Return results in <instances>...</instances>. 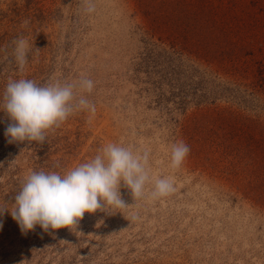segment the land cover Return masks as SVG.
Segmentation results:
<instances>
[{"label": "rangeland", "instance_id": "rangeland-1", "mask_svg": "<svg viewBox=\"0 0 264 264\" xmlns=\"http://www.w3.org/2000/svg\"><path fill=\"white\" fill-rule=\"evenodd\" d=\"M0 0V96L9 79L94 81L43 143L9 142L0 111V206L32 171L61 174L108 143L149 153L152 184L77 226L23 233L5 211L0 264H264V0ZM24 21H28L27 24ZM33 47L21 71L12 41ZM190 151L179 167L171 146ZM7 202V204H5Z\"/></svg>", "mask_w": 264, "mask_h": 264}, {"label": "clouds", "instance_id": "clouds-1", "mask_svg": "<svg viewBox=\"0 0 264 264\" xmlns=\"http://www.w3.org/2000/svg\"><path fill=\"white\" fill-rule=\"evenodd\" d=\"M84 2L86 12L95 11L94 0ZM12 45L13 60L22 71L35 46L24 35L16 37ZM94 87V81L87 77L75 82L57 80L44 84L25 77L9 79L0 96V111L5 112L10 120L5 130L9 142L43 143L46 132L59 127L74 112L95 114V104L83 94L91 93ZM189 151L184 142L174 143L171 146L172 166L179 167ZM150 184L153 185V198L174 191L170 178L153 180L147 151L140 153L129 146L108 143L94 158L63 174L32 171L14 195L12 208L0 206V217L8 211L23 233L34 230L37 225L45 232L71 229L85 213L110 212L113 208L129 206L122 199V186L130 191L133 199H138L144 197Z\"/></svg>", "mask_w": 264, "mask_h": 264}]
</instances>
